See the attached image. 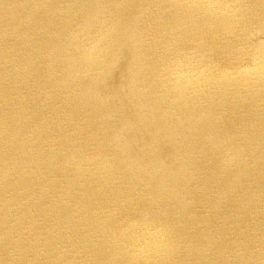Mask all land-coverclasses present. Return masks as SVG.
I'll use <instances>...</instances> for the list:
<instances>
[{"label": "bare ground", "instance_id": "1", "mask_svg": "<svg viewBox=\"0 0 264 264\" xmlns=\"http://www.w3.org/2000/svg\"><path fill=\"white\" fill-rule=\"evenodd\" d=\"M0 264H264V0H0Z\"/></svg>", "mask_w": 264, "mask_h": 264}]
</instances>
